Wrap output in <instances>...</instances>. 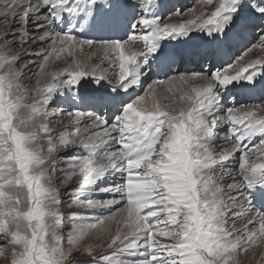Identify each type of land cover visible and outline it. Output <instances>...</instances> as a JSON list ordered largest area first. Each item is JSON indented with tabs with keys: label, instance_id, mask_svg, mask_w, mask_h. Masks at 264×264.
Wrapping results in <instances>:
<instances>
[{
	"label": "snow or ice",
	"instance_id": "snow-or-ice-1",
	"mask_svg": "<svg viewBox=\"0 0 264 264\" xmlns=\"http://www.w3.org/2000/svg\"><path fill=\"white\" fill-rule=\"evenodd\" d=\"M0 17V257L264 264V102L237 103L264 92L246 59L264 0H0Z\"/></svg>",
	"mask_w": 264,
	"mask_h": 264
},
{
	"label": "rangeland",
	"instance_id": "rangeland-1",
	"mask_svg": "<svg viewBox=\"0 0 264 264\" xmlns=\"http://www.w3.org/2000/svg\"><path fill=\"white\" fill-rule=\"evenodd\" d=\"M198 2L195 4V5H198L199 4V0H197ZM173 2H175V0H173ZM176 3V2H175ZM212 9L209 8V11H211ZM188 17H184V19H187ZM3 17H0V32H3L5 28H11L12 25H4L3 24ZM173 20V18H172ZM171 20V22H172ZM176 20H178V18H176ZM193 35H196V33H194ZM257 43V41L255 40L254 38V42L253 44ZM261 57H264V51L258 49V48H253L252 51H250L248 53V56L246 57V59H251V60H254V59H257V58H261ZM51 63V62H50ZM65 63L63 61V59H61L60 61H56L54 66L50 68V70H59V69H62L63 67H65ZM190 67V65H189ZM193 69H195V65L194 67H192ZM35 70V69H34ZM196 70V69H195ZM29 99H32L31 97ZM170 101L169 100H165L163 101V103H169ZM69 124V118L68 117H64L63 121L62 122H57L54 127L56 129H61L63 128L64 126L68 125ZM59 155H63V153H59ZM76 179L77 178H74L73 179V185H75L76 183ZM65 200L67 201V197H65ZM97 214V213H96ZM100 214V213H99ZM115 228H116V225L113 224V232H115ZM5 253L6 255H8V260L6 261L4 257H0V264H8V262L10 261V255L7 253V250H5ZM125 258H128V259H135L136 257H125ZM80 259H83V260H87L89 259L87 256H84V257H80Z\"/></svg>",
	"mask_w": 264,
	"mask_h": 264
},
{
	"label": "bare ground",
	"instance_id": "bare-ground-1",
	"mask_svg": "<svg viewBox=\"0 0 264 264\" xmlns=\"http://www.w3.org/2000/svg\"><path fill=\"white\" fill-rule=\"evenodd\" d=\"M228 56V55H227ZM227 56L225 57V59L227 58ZM240 96H245V97H248L249 95H240Z\"/></svg>",
	"mask_w": 264,
	"mask_h": 264
}]
</instances>
